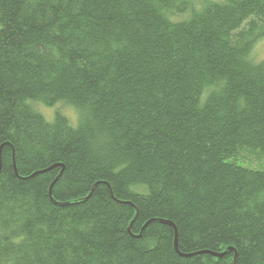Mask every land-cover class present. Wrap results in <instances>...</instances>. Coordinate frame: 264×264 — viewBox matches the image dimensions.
Wrapping results in <instances>:
<instances>
[{"label": "trees", "instance_id": "obj_1", "mask_svg": "<svg viewBox=\"0 0 264 264\" xmlns=\"http://www.w3.org/2000/svg\"><path fill=\"white\" fill-rule=\"evenodd\" d=\"M263 38L264 0H0V264H264Z\"/></svg>", "mask_w": 264, "mask_h": 264}, {"label": "rangeland", "instance_id": "obj_2", "mask_svg": "<svg viewBox=\"0 0 264 264\" xmlns=\"http://www.w3.org/2000/svg\"><path fill=\"white\" fill-rule=\"evenodd\" d=\"M210 1H222V0H210ZM252 56L255 59L256 63L264 60V38L256 43V45L252 51ZM55 108L64 112V114L67 117H69V119L74 120V118H75L74 111L70 108L63 106V105H58V106L53 107V108H47V107L39 106L38 110L44 114L43 116L50 118L52 113H53V110Z\"/></svg>", "mask_w": 264, "mask_h": 264}, {"label": "water", "instance_id": "obj_3", "mask_svg": "<svg viewBox=\"0 0 264 264\" xmlns=\"http://www.w3.org/2000/svg\"><path fill=\"white\" fill-rule=\"evenodd\" d=\"M13 165H14V162H13ZM14 170H15V166H14ZM51 188V187H50ZM49 195H51V190H49ZM162 224H167L169 225L173 231H174V242H173V246H174V250L177 252V248H176V243H177V236H176V229L175 227L173 226V224H171L170 222H166V221H161ZM235 252L233 249H228L227 252ZM197 254H210L212 255L214 258H221L224 254H217V253H210V252H207V251H204V252H199ZM235 254V253H234ZM193 255V254H192ZM182 257H190L191 255H180ZM192 257V256H191ZM235 257L236 255H234V259H233V262L231 264H233L235 262Z\"/></svg>", "mask_w": 264, "mask_h": 264}]
</instances>
